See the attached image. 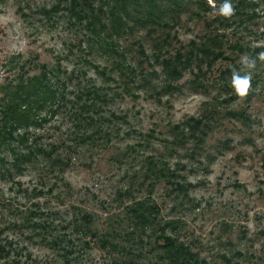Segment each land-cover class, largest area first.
<instances>
[{
	"label": "rangeland",
	"instance_id": "obj_1",
	"mask_svg": "<svg viewBox=\"0 0 264 264\" xmlns=\"http://www.w3.org/2000/svg\"><path fill=\"white\" fill-rule=\"evenodd\" d=\"M82 1L0 0V132L8 88L23 77L54 70L77 104L44 113L24 146L0 135V264H159L162 234L148 229L138 239L127 217L132 199L145 196L160 205L165 234L209 264H264V0H245L250 17L218 24L234 59H204L202 71L195 63L177 79L140 52L137 38L147 55L155 51L158 34L146 28L118 39L126 58L103 51ZM200 16H182L161 59L204 41L206 21L221 19ZM245 55L256 67L239 97L231 75ZM143 66L158 75L140 77ZM91 98L86 132L84 110L74 112ZM47 152L66 164L51 165ZM177 181L189 190L173 188ZM106 231L115 249L99 239Z\"/></svg>",
	"mask_w": 264,
	"mask_h": 264
},
{
	"label": "trees",
	"instance_id": "obj_2",
	"mask_svg": "<svg viewBox=\"0 0 264 264\" xmlns=\"http://www.w3.org/2000/svg\"><path fill=\"white\" fill-rule=\"evenodd\" d=\"M102 3L97 5L95 0L82 1L80 9L84 11L85 19L88 21V26L92 32L96 35L103 51H115L117 56H123L125 51L120 50L118 39L125 34H134L137 30L146 28L148 32H156L157 38L154 40V53L147 55L145 47L140 38L136 39L140 52L145 55V59L152 68L161 65L164 75L171 79H177L184 75L186 68L193 66L197 63L201 66H197L199 71H202L204 59H208L212 63L218 57H224L226 59H234L230 55H227V41L224 39V34L220 32V25L224 20L229 21L232 19L243 18L246 19L249 14L242 12V6L246 3L245 0H238L235 4L234 0H230L234 6L235 12L229 18L219 16L215 14L224 0H216L215 6H211L207 0H101ZM212 12L216 17L221 19H210L206 21L209 33L205 35V40L202 42L192 41L190 46L181 45L171 54L170 58L161 59V55L166 52V46L170 44L174 35L172 29L175 25H179L182 16L184 14L200 16L202 13ZM202 17V16H200ZM223 19V20H222ZM214 27H211V26ZM218 25V26H216ZM118 45V46H116ZM199 53L202 55L200 56ZM205 57V58H203ZM145 61V62H146ZM141 64V63H140ZM144 64V62H143ZM120 67V68H119ZM117 67V70L124 76V70L121 66ZM138 74L140 77H149L150 75H158L155 69H149L147 66H143ZM149 69V70H148ZM135 72V71H133ZM58 76L54 70L45 71L42 74L33 76L31 78H22L21 81L8 88L6 93L7 99L4 106V118L6 120L5 133H1V139L11 140L16 144L24 146L28 138V128L38 127L48 118L43 115H55L60 112L61 109L66 108L68 103H72L73 109L75 108L72 100H68V92L66 90L67 83L64 81L62 84L58 81ZM147 82L150 80L145 78ZM172 82H168L171 85ZM91 92V90H89ZM81 96V95H80ZM87 99V98H86ZM86 99H83L84 101ZM72 101V102H71ZM80 107H76L78 111L84 110L79 115L85 123V131H91L90 128L93 124V116L96 113L95 107L97 103L95 98H91L82 102L77 101ZM67 105V106H65ZM94 107V108H93ZM113 115L115 114L112 112ZM85 114V115H84ZM84 115V118H83ZM87 117V118H86ZM23 130L26 132L22 133ZM110 133V132H107ZM3 135V136H2ZM84 135V134H83ZM29 153L34 151V148H28ZM48 158V162L51 165H63L66 164L64 156L59 152L58 157L51 155ZM33 157V154H30ZM20 157V155H18ZM22 158L29 157V155L21 154ZM18 157V158H19ZM156 177L162 175V169L155 168L153 172ZM166 171L164 176L167 177ZM173 188L186 193L189 190V185L186 182L177 181L173 184ZM128 189L120 191V194L125 195L128 193ZM160 205L153 201L150 196H145L140 199L133 198L131 204L128 206L127 218L130 222L132 231L131 233H137L138 239L142 237H148V229H152L156 233H160L161 238L157 240L160 243V247L156 248L155 252L160 259L159 264H209L205 259L201 258L194 252L191 247L177 238L167 235V230L160 222L161 208ZM128 234V233H127ZM101 235V234H100ZM99 239L104 244H112V248L115 249V242L112 241V232L106 231ZM178 237V236H177ZM136 237H134L135 239ZM158 243V244H159ZM144 244V243H143ZM143 246H146L144 244Z\"/></svg>",
	"mask_w": 264,
	"mask_h": 264
},
{
	"label": "clouds",
	"instance_id": "obj_3",
	"mask_svg": "<svg viewBox=\"0 0 264 264\" xmlns=\"http://www.w3.org/2000/svg\"><path fill=\"white\" fill-rule=\"evenodd\" d=\"M212 3V0H209ZM235 9L230 0H224V2L219 6V9L215 14L221 15L223 17L229 18L234 15ZM258 58L264 61V52L258 54ZM242 68L240 71L233 69L231 75V85L234 88L236 94L239 97H244L248 95L251 89L252 72L251 70L256 67V60L245 55L241 57ZM241 72L244 74L241 75Z\"/></svg>",
	"mask_w": 264,
	"mask_h": 264
}]
</instances>
